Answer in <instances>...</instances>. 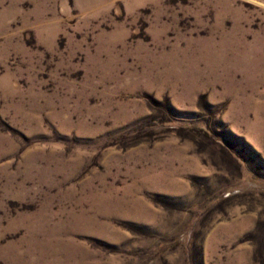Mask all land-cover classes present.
Here are the masks:
<instances>
[{"label": "rangeland", "instance_id": "rangeland-1", "mask_svg": "<svg viewBox=\"0 0 264 264\" xmlns=\"http://www.w3.org/2000/svg\"><path fill=\"white\" fill-rule=\"evenodd\" d=\"M0 264H264V0H0Z\"/></svg>", "mask_w": 264, "mask_h": 264}]
</instances>
